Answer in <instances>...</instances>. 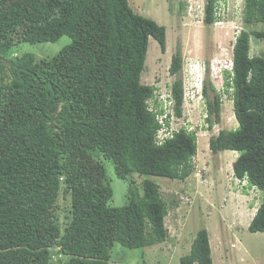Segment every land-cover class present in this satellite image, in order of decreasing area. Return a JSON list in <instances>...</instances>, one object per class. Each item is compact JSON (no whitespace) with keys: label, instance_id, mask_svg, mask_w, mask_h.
Here are the masks:
<instances>
[{"label":"trees","instance_id":"16d2710c","mask_svg":"<svg viewBox=\"0 0 264 264\" xmlns=\"http://www.w3.org/2000/svg\"><path fill=\"white\" fill-rule=\"evenodd\" d=\"M217 8L218 0H205V25L216 21ZM242 19L264 24V0H244ZM62 36L71 42L50 57L6 52ZM251 36L264 31L241 30L232 70L223 71L237 126L219 129L208 145L213 154L238 152L234 175L263 192L247 228L264 233V53H250ZM150 37L165 51V26L128 0H0V264H118L116 244L143 249L168 240V202L152 177L185 181L197 140L184 126L159 139L169 117L162 119L155 86L141 82ZM180 67L176 52L169 72ZM215 92L205 81L207 128L221 121ZM171 100L180 117V78ZM101 157L127 182L122 206L109 205ZM195 263L213 264L205 227L180 257Z\"/></svg>","mask_w":264,"mask_h":264},{"label":"rangeland","instance_id":"374dc122","mask_svg":"<svg viewBox=\"0 0 264 264\" xmlns=\"http://www.w3.org/2000/svg\"><path fill=\"white\" fill-rule=\"evenodd\" d=\"M131 8L158 24L165 26L166 48L161 51L156 40L149 38L143 84L155 86V101L162 103L168 128L159 132L162 138L181 126L194 131L196 154L193 170L185 181L170 182L152 177L160 186L167 204L165 226L168 240L143 249H129L116 244L111 251L118 264H180V257L189 251L200 228L208 232L213 264H264V233L250 232L248 224L262 201L263 192L235 187L231 161L234 156L222 151L211 153L208 139L219 129L237 126L231 92L224 90V69H231L232 47L236 31L241 29L264 31L263 23L248 25L242 19L243 0H218L216 21L207 26L203 22L205 0H128ZM183 7L181 8V5ZM71 42L62 36L55 42L15 43L6 51L13 57L29 52L38 58L50 57ZM250 53H264V37L250 38ZM180 53L181 67L169 72L171 57ZM264 56V55H263ZM180 78L183 84L182 115L173 112L171 85ZM207 81L221 97V121L207 128L202 87ZM202 86V87H201ZM214 92L208 89V96ZM152 104V101H150ZM151 106V105H150ZM169 114V115H168ZM111 184L110 206H122L126 201L127 182L114 174L111 161L100 158ZM140 186V184H138ZM64 214H59L62 221ZM197 264V263H195Z\"/></svg>","mask_w":264,"mask_h":264},{"label":"clouds","instance_id":"9594fccd","mask_svg":"<svg viewBox=\"0 0 264 264\" xmlns=\"http://www.w3.org/2000/svg\"><path fill=\"white\" fill-rule=\"evenodd\" d=\"M243 4H244V0H243ZM242 4V5H243ZM242 8H243V6H242ZM241 30H243V29H241ZM240 30V31H241ZM240 31H236L235 33H236V36H235V40H236V37L239 35V33H240ZM235 42V41H234ZM1 58V57H0ZM232 66H233V63H232V59H231V69H224V70H228V71H231L232 70ZM223 70V71H224ZM224 79V78H223ZM223 83H224V81H223ZM205 84V83H204ZM204 86V85H203ZM202 87V86H201ZM202 90H203V87H202ZM231 99V98H230ZM232 100V99H231ZM232 103H233V101H232ZM164 128H162L161 130H163ZM160 130V131H161ZM218 133V132H217ZM216 133V134H217ZM163 138V137H162ZM159 139H161L160 137H159ZM208 147H209V145H208ZM210 149V148H209ZM224 151H233L234 152V154H232V152H229L230 153V155L231 156H234V159L231 161V166H232V163L234 162V160L237 158V156H238V152L237 151H234V150H224ZM222 152V151H221ZM212 153V152H211ZM217 154V153H216ZM231 175L233 176V181H235V187H237L238 185H240V187H241V189L243 190H246V187L249 185L250 187H249V190L252 192V190H257V188L255 187V186H253V185H250L249 184V181H248V178H247V176H243V177H237V176H235L234 175V173H233V169H232V173H231ZM238 188V187H237ZM260 204V203H259ZM259 206V205H258ZM257 206V207H258ZM256 210H257V208L255 209V212H256ZM255 212L253 213V215L255 214ZM253 217V216H252ZM252 217H251V219H252Z\"/></svg>","mask_w":264,"mask_h":264},{"label":"water","instance_id":"95a60500","mask_svg":"<svg viewBox=\"0 0 264 264\" xmlns=\"http://www.w3.org/2000/svg\"><path fill=\"white\" fill-rule=\"evenodd\" d=\"M0 60H2V58H0ZM3 60H5V59H3ZM6 61V60H5Z\"/></svg>","mask_w":264,"mask_h":264},{"label":"flooded vegetation","instance_id":"af4514ba","mask_svg":"<svg viewBox=\"0 0 264 264\" xmlns=\"http://www.w3.org/2000/svg\"><path fill=\"white\" fill-rule=\"evenodd\" d=\"M3 61H5V60H3Z\"/></svg>","mask_w":264,"mask_h":264}]
</instances>
